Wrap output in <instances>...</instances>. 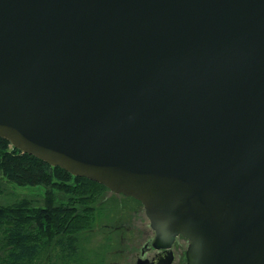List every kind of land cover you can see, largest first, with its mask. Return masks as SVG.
I'll list each match as a JSON object with an SVG mask.
<instances>
[{
  "label": "water",
  "instance_id": "95a60500",
  "mask_svg": "<svg viewBox=\"0 0 264 264\" xmlns=\"http://www.w3.org/2000/svg\"><path fill=\"white\" fill-rule=\"evenodd\" d=\"M0 138L264 264V0H0Z\"/></svg>",
  "mask_w": 264,
  "mask_h": 264
},
{
  "label": "trees",
  "instance_id": "16d2710c",
  "mask_svg": "<svg viewBox=\"0 0 264 264\" xmlns=\"http://www.w3.org/2000/svg\"><path fill=\"white\" fill-rule=\"evenodd\" d=\"M3 181L45 193L0 204V264H53L57 252L66 264H83L81 235L94 228L96 205L107 187L52 167L0 138L1 196L7 191Z\"/></svg>",
  "mask_w": 264,
  "mask_h": 264
},
{
  "label": "rangeland",
  "instance_id": "374dc122",
  "mask_svg": "<svg viewBox=\"0 0 264 264\" xmlns=\"http://www.w3.org/2000/svg\"><path fill=\"white\" fill-rule=\"evenodd\" d=\"M6 192L0 204H8L25 195L39 199L43 188L22 187L3 181ZM133 199V198H132ZM123 195L105 192L96 205L94 228L81 235L79 256L83 264H135L144 243L153 237L143 205ZM149 233V235H147ZM188 243V242H187ZM57 252L53 264H66Z\"/></svg>",
  "mask_w": 264,
  "mask_h": 264
},
{
  "label": "flooded vegetation",
  "instance_id": "af4514ba",
  "mask_svg": "<svg viewBox=\"0 0 264 264\" xmlns=\"http://www.w3.org/2000/svg\"><path fill=\"white\" fill-rule=\"evenodd\" d=\"M149 230L152 231L151 228ZM147 235H149V233H147ZM153 242L154 233L153 237H150L144 243L135 264H139L140 262V264H187L186 251L189 244L188 240L183 237L177 238L171 252L166 253L155 250L152 247Z\"/></svg>",
  "mask_w": 264,
  "mask_h": 264
}]
</instances>
